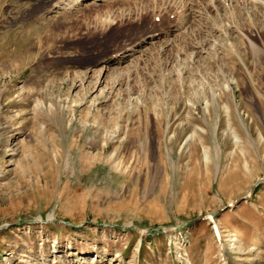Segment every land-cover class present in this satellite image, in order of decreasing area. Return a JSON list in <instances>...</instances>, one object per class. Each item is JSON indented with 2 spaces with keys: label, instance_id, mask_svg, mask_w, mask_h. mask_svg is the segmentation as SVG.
Returning a JSON list of instances; mask_svg holds the SVG:
<instances>
[{
  "label": "rangeland",
  "instance_id": "obj_1",
  "mask_svg": "<svg viewBox=\"0 0 264 264\" xmlns=\"http://www.w3.org/2000/svg\"><path fill=\"white\" fill-rule=\"evenodd\" d=\"M72 1L0 0V264H264V0Z\"/></svg>",
  "mask_w": 264,
  "mask_h": 264
},
{
  "label": "bare ground",
  "instance_id": "obj_2",
  "mask_svg": "<svg viewBox=\"0 0 264 264\" xmlns=\"http://www.w3.org/2000/svg\"><path fill=\"white\" fill-rule=\"evenodd\" d=\"M82 2L83 0H73L69 5H68V7H71L73 4H76V3H79V2ZM95 1H97V0H89V3H96ZM153 1V0H152ZM88 2V1H87ZM152 42V41H151ZM131 50V49H130ZM127 52V51H126ZM125 54V56H127L128 55V53H124ZM118 56H119V54H117ZM234 142V141H233ZM49 215V217H52L51 216V214H48Z\"/></svg>",
  "mask_w": 264,
  "mask_h": 264
}]
</instances>
